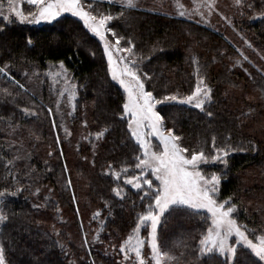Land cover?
I'll list each match as a JSON object with an SVG mask.
<instances>
[{
	"label": "trees",
	"instance_id": "obj_1",
	"mask_svg": "<svg viewBox=\"0 0 264 264\" xmlns=\"http://www.w3.org/2000/svg\"><path fill=\"white\" fill-rule=\"evenodd\" d=\"M219 5L227 20L217 26L118 3L94 2L92 9L113 17L108 27L116 36L108 37L132 48L138 74L156 99L190 95L198 76L204 78L212 93L203 111L174 102L156 110L164 128L189 149L186 155L205 152L209 163L199 169L220 177L218 200L231 198L233 217L259 236L264 235V0H241L239 6L220 0ZM9 16L11 22L0 17V68L5 69L0 72V192L9 193L0 198L7 217L0 223L5 262L124 264L122 242L154 200L145 193L158 183L135 167L141 148L127 119H121L124 94L109 76L100 41L70 14L40 25ZM59 64L75 84L72 112L60 117L44 75ZM213 137L217 147H229L227 166L211 160ZM132 177H142V189L125 183ZM144 178L153 181L151 189ZM208 227L204 211L166 213L158 244L175 259L164 257V264H222L220 256L199 253ZM237 261L261 264L245 248Z\"/></svg>",
	"mask_w": 264,
	"mask_h": 264
},
{
	"label": "snow or ice",
	"instance_id": "obj_2",
	"mask_svg": "<svg viewBox=\"0 0 264 264\" xmlns=\"http://www.w3.org/2000/svg\"><path fill=\"white\" fill-rule=\"evenodd\" d=\"M234 2L238 6L241 5V0H234ZM15 3L16 0H8L9 12L21 23H51L64 13H70L82 20L85 28L104 42V52L108 57L112 79L118 81L127 93V101L123 104L121 119L124 115L130 117L128 129L142 149V158H136L138 163L135 167L141 170L142 176L146 172H150L155 180L159 181V185L154 192L145 193V197H154V200L147 205L143 214L138 215L139 222L133 230V234L129 235L124 244L121 245L120 251L125 253L132 251L135 253L138 264H146L141 252L145 240L140 238L139 233L142 228L150 226V247L155 264H161L164 257L173 260L175 257L162 253L158 244L157 229L161 224V218L166 213L176 209L206 210L210 214L211 223L199 241V253L202 257L220 256L223 258L222 264H238V253L242 248H245L250 250L251 254L261 264H264V235L257 236L254 230H249L247 226L238 224L237 220L233 218L236 205L231 204V198L218 202L215 197L219 192L220 177L212 174L210 178H206L198 170L201 164L209 163V158L205 152L203 150L193 151L189 158L186 155L189 153V149L181 147L178 143L180 137L176 136L171 129L165 133L163 130L164 118L156 110L159 104L174 102L193 105L203 111L205 104L211 101L212 93V89L204 82V78L198 76L194 91L183 99L178 98L177 95H166L162 99H156L153 92L146 90L145 82L138 74L135 62L127 61L124 57L119 58L120 62L113 59V51L131 53L132 48L121 49L119 47L120 38L115 40L114 45L108 41L106 33L116 36V33L108 27L109 22L113 19L111 15H94L91 11L93 4L85 5L83 0H27L29 5L36 8V11L28 15L17 10ZM121 4L127 8L137 6L136 0H121ZM206 6L210 11L213 10L215 0H207ZM181 7L183 6L181 5ZM0 9H2V4H0ZM180 14L183 15L184 13L181 12ZM0 17L11 22L10 16L4 15L2 10H0ZM27 43L32 44V40L29 38ZM245 59L247 58L245 57ZM193 62L195 63V60ZM4 71V68H0V72ZM143 75L150 79L146 73ZM23 111L34 114L28 108L23 109ZM207 115L211 116L212 113L208 112ZM146 129H150V131H146ZM106 131L108 130L104 129L97 133L96 138H102ZM150 136L158 137L162 151L152 150V145L148 139ZM215 139L213 137L212 147L216 155L211 160L212 162L219 161L227 166L229 147L227 145L217 147ZM122 171L127 172L128 170L124 168ZM114 175L119 179L120 173H114ZM141 178L132 177L127 179L125 183L136 189H142ZM143 184H146L149 189L153 187V181L147 178L143 179ZM18 191L20 189H17ZM114 191L117 196L121 195L120 190L114 189ZM8 194L7 190L0 192V198ZM16 194V192L11 193L13 196ZM145 197H141V199ZM6 220L7 217L0 210V222ZM249 235H252L256 242L250 239ZM0 264H5L3 247H0Z\"/></svg>",
	"mask_w": 264,
	"mask_h": 264
},
{
	"label": "rangeland",
	"instance_id": "obj_3",
	"mask_svg": "<svg viewBox=\"0 0 264 264\" xmlns=\"http://www.w3.org/2000/svg\"><path fill=\"white\" fill-rule=\"evenodd\" d=\"M219 1L220 0H215V7L211 11L206 6L207 0H136L137 6L134 8H143V9H147V10H154V11L163 12V13L175 15L178 17L186 18V19L195 20L197 22H201V23H205V24L206 23L212 24V25L214 24V26H217V23H219L221 20H224V21L227 20L226 16L222 12L221 6L219 5ZM232 1L234 2V0H232ZM83 2L85 5H87V4H93L94 2H96V0H83ZM99 2L121 4V0H99ZM0 4H2V9H0V10L3 11L4 15H13L9 12L8 0H0ZM181 5L183 7H181ZM15 7L17 8V10H20L24 15H28L29 13L36 11V8L34 6L29 5L27 3V0H16ZM91 11L93 12L94 15H96L94 13L93 9H91ZM181 12H183L184 14L181 15L180 14ZM64 14H70V13H64ZM64 14H62V15H64ZM80 21L83 23L82 20H80ZM43 23H45V22H41L39 24H37V23H31V24L40 25ZM106 35H107V33H106ZM240 37L242 38V40L244 39L243 35ZM96 38L99 40L98 37H96ZM107 39L111 44H113V45L115 44V41L111 40L108 37V35H107ZM100 44H101V46L103 48V52H104V42L100 41ZM119 47L121 49H128L129 48V47H122L120 45H119ZM104 55H105V59L107 62L108 73H109L110 78L112 79L111 72L109 70L108 57L105 54V52H104ZM120 57L126 58L127 61H133V58H134V56L132 55V51H131V53L125 52V51H121V52L117 53V52L113 51V59L114 60H116L117 62H120L119 61ZM121 66H122V64H121ZM44 75L47 77V80L49 82V88H50V91L52 92V95H53V103L55 106L56 113L58 114V117L62 116L64 112L68 113V114L71 113L72 109H73V101L75 98V84L72 83V81L70 80V77L68 76V73L66 72V70L62 67V65L59 64V65H55L53 67H50L48 70H46L44 72ZM6 76L8 78H10L8 76V74H6ZM113 81L121 88V90L124 94V103H125L127 101L126 91L119 84L118 81H116V80H113ZM184 97H186V96H184ZM184 97H181L180 99H183ZM186 105H189V104H186ZM191 106H193V105H191ZM124 117L127 119V124H128V119L130 117L127 115H124ZM163 130L165 131V133L168 131V129L164 128V126H163ZM146 131H150V129H146ZM148 139L152 145L153 151H157V152L162 151V145L160 144L158 137L150 136V137H148ZM134 140H135V138H134ZM141 152H142V149H141ZM189 158H190V156H189ZM198 170L200 171L199 168H198ZM211 175L212 174H208V175H205V177L210 178ZM152 177L155 179L154 176H152ZM156 182L159 185V181H156ZM130 186L133 187L132 185H130ZM215 198L218 200V196H216ZM218 202H220V201L218 200ZM199 211H204L205 213H207L206 210H199ZM207 215L209 217V226H210V223H211L210 214L207 213ZM95 217H96V213H94L92 215V218H95ZM97 218H98V216H97ZM98 222H99V220H98ZM88 229L91 230L92 227L89 226ZM92 231H93V229H92ZM150 231H151V229L149 226L146 228H142L140 233H139L140 238L145 240V243L143 245L141 252H142V257L144 258L146 264H155V261L152 259V254H151L150 235H149ZM157 232H158V229H157ZM94 233L96 234V230ZM94 233H93V235H94ZM132 234H133V232L130 235H132ZM126 239L123 240L122 244H124ZM250 239H252V238H250ZM253 240H254V242H256L255 239H253ZM248 251L250 252V250H248ZM121 253H122V259H123L124 264H138V261H137V258L135 256L134 252L128 251L127 253H125V252L121 251ZM5 264H6V262H5ZM161 264H164V258L162 259Z\"/></svg>",
	"mask_w": 264,
	"mask_h": 264
}]
</instances>
